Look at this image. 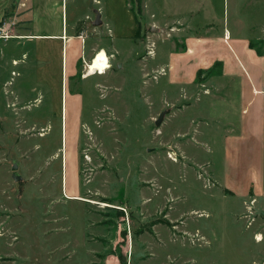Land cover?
I'll return each mask as SVG.
<instances>
[{"label":"rangeland","instance_id":"obj_1","mask_svg":"<svg viewBox=\"0 0 264 264\" xmlns=\"http://www.w3.org/2000/svg\"><path fill=\"white\" fill-rule=\"evenodd\" d=\"M21 1L10 0L15 17L0 33V264H264V194L235 197L221 182L227 163L241 173L248 156L264 181L261 147L223 150L234 88L214 69L179 89L169 57L210 28L248 37L264 56V0H99L110 14L97 27L84 19L94 0H58L68 21L86 22L88 44L117 31L124 9L137 31L129 43L110 38L119 53L106 74L68 81L84 111L77 131L68 112L64 154L58 49L28 39ZM163 5L170 18L159 22ZM67 51L68 63L80 57L76 41Z\"/></svg>","mask_w":264,"mask_h":264},{"label":"crops","instance_id":"obj_2","mask_svg":"<svg viewBox=\"0 0 264 264\" xmlns=\"http://www.w3.org/2000/svg\"><path fill=\"white\" fill-rule=\"evenodd\" d=\"M124 1V0H123ZM10 0H0V22L2 21L5 10L9 5ZM21 6L26 3L27 13L21 15V19H26L28 25L29 38L33 42H45L46 44H56L58 49V59L63 73V89L60 98L61 124L63 132V154L64 144L66 139V124L68 121V112L71 114L72 122H75L76 131L80 124V117L84 111V97L80 91H73L68 87V81L72 80L80 72L81 82L87 78H91L94 72L90 74L87 67L91 62L93 56L97 53H105L108 64H111L113 55H118L116 48L111 49L109 43L112 42L110 38H122L128 41L135 32L133 25V16L128 14L124 9L123 19L117 26V31L111 32L110 35H101V38H96L95 43L88 44V36L85 30L81 29V24L86 22L79 17L68 21L67 8L62 2L58 0H22ZM97 8L92 10L93 16L89 12L84 14V19L89 21L91 25L95 18V14H100V21L108 25L110 10H104V3L107 2L94 0ZM125 6V3H124ZM175 5H173L174 7ZM179 6V5H178ZM125 8V7H124ZM166 9L159 6V19L164 21L169 19ZM104 12L106 14L104 15ZM15 15V14H14ZM177 16L176 14H173ZM15 17V16H13ZM12 17V18H13ZM11 18V19H12ZM172 25L175 23L179 27H183L182 19L177 18L172 20ZM88 24V25H89ZM240 28V27H239ZM81 29V30H80ZM86 29V28H85ZM175 33L187 32L183 28H174ZM78 32V33H77ZM82 36V38H80ZM189 36V35H188ZM186 36L183 46L180 50L172 51L169 54L176 74L172 77V81L182 88H189L195 85L197 80V73L199 71L209 70L216 62L221 63L220 75H214L217 80L232 85L231 92H224L223 100L227 102L224 104V124H234L231 132L227 133L223 150L225 155L229 153L232 157L240 156L248 151L247 156L254 150V146L261 147V155L264 154V56L249 45V38L240 34H231L229 30L224 28L222 34H214L210 30L205 35L193 34L192 37ZM114 39V38H113ZM128 39V40H127ZM71 41H76L80 46V57L71 59L68 63V45ZM127 43V42H126ZM129 43V41H128ZM108 45V46H107ZM67 51V52H66ZM134 54L138 52L134 51ZM72 58V57H71ZM144 64V63H143ZM121 66V64H118ZM116 66V65H115ZM164 69L163 75L167 72ZM80 67V68H79ZM112 66L109 65V70ZM117 69V66L115 67ZM120 67H118L119 69ZM168 66V70H169ZM105 70L103 73L106 74ZM81 70V71H80ZM172 70V69H171ZM163 71V70H162ZM236 91V92H234ZM206 93V92H205ZM208 95V93L206 94ZM69 97V99H68ZM212 106L214 104H211ZM221 108V105H220ZM230 112V113H229ZM224 117V116H223ZM230 117V120H229ZM232 118V121H231ZM230 129V128H228ZM78 138V137H77ZM242 145V148L240 147ZM228 145L230 146L228 148ZM248 162L241 164L244 170L240 173L237 168L228 169L225 165V177L221 176L222 187L232 196L239 198H254L259 199L264 194V181L261 177H254V173L250 170L251 163L248 156ZM225 160V158H224ZM227 160H225L226 162ZM224 162V164H225ZM78 167V166H77ZM229 170V176L227 175ZM253 173V174H252ZM241 175V176H240ZM264 177V176H263ZM230 180V183H228ZM65 196L69 200H79L80 196L75 193L67 194ZM115 209V208H114Z\"/></svg>","mask_w":264,"mask_h":264},{"label":"trees","instance_id":"obj_3","mask_svg":"<svg viewBox=\"0 0 264 264\" xmlns=\"http://www.w3.org/2000/svg\"><path fill=\"white\" fill-rule=\"evenodd\" d=\"M15 8H16V6L14 5V4H11V5H9L8 7H7V9L5 10V12H4V15H3V18H2V21L0 22V27L3 25V23L7 20V19H11L12 17H13V15H14V10H15ZM251 48H253L252 46H251ZM257 53H259V52H257ZM214 69H218L217 70V74L216 75H220V69H221V63L220 62H216L209 70H207L208 72V74L210 73L211 74V72L212 71H214ZM204 72V71H203ZM202 71H199L198 73H197V78L199 77V76H201V74L203 73ZM213 73V72H212ZM211 76H212V74H211ZM119 212H117L116 211V213H118L120 216H122V212H121V210H118ZM123 211V210H122ZM125 234V233H124ZM119 258V260L122 262V264H125V262H123V259H122V257H121V255H120V257H118Z\"/></svg>","mask_w":264,"mask_h":264},{"label":"bare ground","instance_id":"obj_4","mask_svg":"<svg viewBox=\"0 0 264 264\" xmlns=\"http://www.w3.org/2000/svg\"><path fill=\"white\" fill-rule=\"evenodd\" d=\"M107 63H108V61L106 62V60L104 58V54L100 52V55L98 56V58L89 63L87 70H88V72H90V74H93L94 72H99V74H101L108 67ZM81 200H82V198H81ZM87 201H89V200H87ZM104 205H106V204H104ZM262 239H263L262 236L261 237L258 236L256 238V241H262Z\"/></svg>","mask_w":264,"mask_h":264},{"label":"water","instance_id":"obj_5","mask_svg":"<svg viewBox=\"0 0 264 264\" xmlns=\"http://www.w3.org/2000/svg\"><path fill=\"white\" fill-rule=\"evenodd\" d=\"M99 25H101V21H100V14L97 12L96 14H95V18H94V20L92 21V26H94V27H97V26H99ZM155 29V28H154ZM154 29H152V30H154ZM118 67H120L119 65H118ZM160 119H161V117L159 118V120H158V122H156V125H158V123L160 122ZM16 169V165H14L13 167H12V170L14 171ZM14 175V179L15 180H20V177L19 176H17L15 173L13 174Z\"/></svg>","mask_w":264,"mask_h":264},{"label":"built area","instance_id":"obj_6","mask_svg":"<svg viewBox=\"0 0 264 264\" xmlns=\"http://www.w3.org/2000/svg\"><path fill=\"white\" fill-rule=\"evenodd\" d=\"M6 26H8L9 27V25H7V24H3L1 27H0V33L2 34L7 28H6ZM3 35V34H2ZM9 36H5V37H3V39H7ZM80 38H82V36H80ZM101 52V51H100ZM100 52H97L94 56H93V58L91 59V62L92 61H94V60H96L97 58H98V56L100 55ZM104 58H105V60H106V62L108 61L107 60V57L105 56V53H104ZM107 68L105 69V70H107L108 68H109V64L107 63ZM104 70V71H105Z\"/></svg>","mask_w":264,"mask_h":264}]
</instances>
